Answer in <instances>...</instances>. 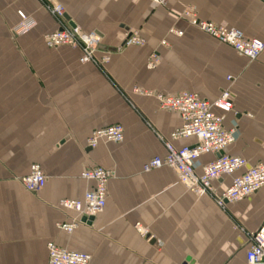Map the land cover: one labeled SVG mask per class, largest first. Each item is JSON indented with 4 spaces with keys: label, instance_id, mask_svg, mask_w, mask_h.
<instances>
[{
    "label": "crops",
    "instance_id": "obj_1",
    "mask_svg": "<svg viewBox=\"0 0 264 264\" xmlns=\"http://www.w3.org/2000/svg\"><path fill=\"white\" fill-rule=\"evenodd\" d=\"M56 2L63 20L45 0H0V264H49L50 242L90 254V264H247L248 234L264 225V188L223 210L189 191L172 169L145 173L147 162L167 155L166 143L181 149L197 140L174 139L181 116L136 89L188 91L210 102L229 90L234 109L224 122L236 141L227 153L264 165V53L250 61L183 18L193 8L200 20L264 42V0ZM19 12L36 22L24 35L15 32ZM63 25L100 38L96 62L82 63L79 49L46 45V35ZM131 33L145 45L123 46ZM153 54L160 62L149 69ZM115 124L124 128L123 143L88 147L96 130ZM215 159L203 156L196 172ZM35 164L47 183L31 193L20 179ZM96 166L114 174L105 211L72 234L60 230L75 216L60 202L83 199L93 184L82 174ZM232 180L214 188L225 191Z\"/></svg>",
    "mask_w": 264,
    "mask_h": 264
},
{
    "label": "built area",
    "instance_id": "obj_2",
    "mask_svg": "<svg viewBox=\"0 0 264 264\" xmlns=\"http://www.w3.org/2000/svg\"><path fill=\"white\" fill-rule=\"evenodd\" d=\"M155 4L165 6L167 0H153ZM46 6L53 16L63 20L65 10L56 0H45ZM21 22L16 28V34L24 35L36 25L34 19L23 12H19ZM183 18L191 26L212 37L218 42L234 49L241 56L250 61H257L264 53V42L259 39H248L244 33L235 28H229L211 21L198 18L193 8L183 12ZM170 33L182 37L184 33L171 29ZM125 46H143L145 40L137 34H130L126 38ZM49 48L71 47L82 52L81 62H96L95 53L100 46V38L95 34H86L79 27L63 25L61 29L45 37ZM164 44H167L164 42ZM109 58L103 59V63ZM160 62L157 54L151 55L148 68L155 69ZM230 79V78H229ZM136 91L144 96L154 97L162 110L174 112L181 116L182 127L174 134V139H196L194 146L175 148L166 143L167 155L156 157L147 162L143 171L169 168L175 171L180 182L196 195H209L216 205L226 210L229 204L242 202L264 188V165L250 167L248 161L240 156L227 153V149L236 141V131L227 129L224 114L231 113L233 97L229 90H225L213 102L205 100L195 93L184 91L176 95H169L143 89ZM124 128L115 124L96 130L88 139L87 144L95 149L101 142L121 144L124 141ZM206 155H214L216 159L203 167L198 174L195 163ZM227 176H233L231 185L222 192L214 188V183ZM114 174L102 167L86 169L82 178L93 184L83 199H64L60 206L75 216L70 221L59 224V229L72 234L80 226L91 224L107 207L108 184ZM24 188L31 193L40 192L47 183V176L42 167L35 164L29 175L20 179ZM136 228L143 235L147 231L137 224ZM249 247L247 264H264V225L256 232L248 234ZM49 264H90L92 256L85 252L71 251L60 247L56 243L48 244Z\"/></svg>",
    "mask_w": 264,
    "mask_h": 264
},
{
    "label": "water",
    "instance_id": "obj_3",
    "mask_svg": "<svg viewBox=\"0 0 264 264\" xmlns=\"http://www.w3.org/2000/svg\"><path fill=\"white\" fill-rule=\"evenodd\" d=\"M73 27H75V25H73ZM125 44H126V41H124L123 46H125Z\"/></svg>",
    "mask_w": 264,
    "mask_h": 264
}]
</instances>
